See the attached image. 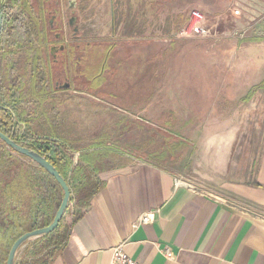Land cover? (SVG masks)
I'll list each match as a JSON object with an SVG mask.
<instances>
[{"label": "crops", "instance_id": "1", "mask_svg": "<svg viewBox=\"0 0 264 264\" xmlns=\"http://www.w3.org/2000/svg\"><path fill=\"white\" fill-rule=\"evenodd\" d=\"M76 5L71 68H82L83 46L102 52L97 91L75 90L93 98L80 109L95 128L71 138L67 125V138L52 139L67 147L60 168L70 203L56 240L32 239L15 264H112L119 246L140 264H264V150L250 160L236 153L244 131L264 130V0ZM193 10L218 39L175 38ZM99 22L107 33L80 26ZM66 80L62 92L70 71Z\"/></svg>", "mask_w": 264, "mask_h": 264}, {"label": "rangeland", "instance_id": "2", "mask_svg": "<svg viewBox=\"0 0 264 264\" xmlns=\"http://www.w3.org/2000/svg\"><path fill=\"white\" fill-rule=\"evenodd\" d=\"M26 1L28 3V6L24 4L25 0H9V3L16 4V6L19 7V11L16 10L15 12L18 16H20L22 22H24V24L27 25L28 35L26 36V39L23 40L21 43H18L19 46L15 48L12 46V42L10 43L5 42L3 47L0 48V89L2 90V94H4L5 96L9 95V93H12L14 90H16L17 92L15 93L16 96L18 97L19 95L23 97L22 102L18 106L19 107L18 111L20 113L19 115L21 116L24 113V117L20 119V121H22V125L13 126V127L9 125L6 126V122H7L6 119H3L2 121L3 123L1 125H4L5 127H9L8 130L11 132L12 135L19 136L20 133L25 134V137L21 138V141L25 145L29 143L36 144L38 143V141H40L41 139L43 140L44 138H50V139L55 138L58 140L67 138L66 134L68 135L67 132H69L68 131L69 127H70V132L72 134L71 138L73 137L84 138V136L86 135L88 136L89 133L94 132L95 124L93 123L95 121V118L93 117L92 113L87 114L88 109L87 110L80 109L81 106L80 104L82 103V100H87V99L91 100L93 98L88 95L86 96L80 93H76L75 90L77 87H80L82 90L85 91L87 90L91 92H93V90L97 91L94 88H96L98 84V80L94 79V76L97 72L98 66L100 65L99 62H101L100 57L102 52L101 50L99 51L93 49V46H88V45L85 47L83 46L82 48L84 52L86 51V55L83 58V54L85 53L83 52L81 53L82 60L80 64L82 65V68L79 69L80 71L76 70L77 74L75 70L71 68L70 61L66 62L67 67L69 68V71L71 72L73 78V80H71L72 82L71 88L66 92L57 91L55 94H52L51 91L54 90V84H53L54 79L46 78V77L39 78V77H35L32 74V70H33L32 67L33 65L31 61L32 56L31 53L29 54L26 50H28L29 48L27 47V43L29 45L30 41L39 39L38 37L39 22L37 20L39 19L38 15L40 13V7L38 0H26ZM63 1L65 8L64 11L66 13L64 14V20H63L65 21L64 25L60 26L61 28L60 33L63 34L64 40L70 43L72 39V35H71L72 26L69 25L68 18L69 15L71 14L69 10L67 11L66 9L68 3L72 1L69 0L68 1L63 0ZM201 12L205 15V12L203 11ZM73 15L74 16L77 15V12L75 11ZM94 16L96 17V19L102 18L101 9H99V11H95ZM107 24L108 22L85 23V24H80V26H84L83 28H86V30H88L87 28H90L91 31L95 30L96 35L97 34L100 35L103 33H107V30L104 29V25L107 26ZM42 27L44 28V26ZM213 28L214 31H216L215 27ZM216 32H217L216 39H218L221 36V34L218 33V31ZM46 52L47 54H49L47 50ZM41 65L43 66V68L46 67L45 69H47V65H45L44 62H42ZM73 75L76 76L73 77ZM47 85L49 86L48 89H46ZM11 87H12L11 89L12 91H10ZM60 94L63 96V98L60 97ZM89 110L92 112L91 108H89ZM85 119L87 121H85ZM103 120H107V119H103ZM88 121H90V123L92 124H88ZM85 122H87L89 127L87 128L85 127L86 126ZM23 123H25L27 128L24 127ZM107 124L108 126L106 127H110V124L109 123ZM67 125H69L68 128ZM257 137L258 138L262 137V142H263L262 144L258 143L260 139L258 141ZM244 138L245 141H244V145H242L243 147L236 148L238 150L236 152L237 155L239 153L248 155L250 160L252 158L251 156L256 155V153L259 154L264 150L263 149L264 130L261 129L246 130L244 131ZM120 140L121 142H124V144H126V140H127L126 138ZM155 140H157V137L155 138ZM40 143L41 142H39V144ZM154 148H158V146L155 145ZM33 165L36 166L34 163ZM58 200H60L59 195H58ZM58 206L55 207L54 213L57 210ZM59 231L60 230L52 232L51 233L52 235L50 234V236L46 238L47 242H45V244L53 243L54 240H56V235L58 234Z\"/></svg>", "mask_w": 264, "mask_h": 264}, {"label": "trees", "instance_id": "3", "mask_svg": "<svg viewBox=\"0 0 264 264\" xmlns=\"http://www.w3.org/2000/svg\"><path fill=\"white\" fill-rule=\"evenodd\" d=\"M0 8L3 23L0 48L5 42H12L15 48L19 46L18 43L26 39L27 25L16 14L15 11H19L16 4L9 3V0H1ZM11 89L12 87L10 91ZM15 93H17L16 90L5 96L0 89V130L13 141L25 145L21 141L25 134L12 135L8 130L9 127L1 125L3 119L7 121L6 126L22 124L20 119L24 117V113L22 116L19 115L18 106L23 97L19 95L17 97ZM23 124L27 128L25 123ZM25 146L45 157L65 179L63 170L60 168V161L63 159L62 152L67 147L62 142L56 143L50 138H44L36 144L29 143ZM61 196L62 190L51 176L0 141V264H6L11 245L18 237L51 223L55 207L61 203Z\"/></svg>", "mask_w": 264, "mask_h": 264}, {"label": "flooded vegetation", "instance_id": "4", "mask_svg": "<svg viewBox=\"0 0 264 264\" xmlns=\"http://www.w3.org/2000/svg\"><path fill=\"white\" fill-rule=\"evenodd\" d=\"M68 1V0H67ZM75 3H68L67 11L77 10V0H70ZM72 6V8L70 7ZM64 1L63 0H44V5L38 15V37L37 40L33 41L36 47L33 50L30 48L26 50L29 54L33 53L32 57V74L35 77H46L54 79V90L62 92L68 80L67 74L69 68L66 62L69 61L71 50H69L70 43L64 40V36L60 33L61 25H64ZM48 17V18H47ZM72 21H69V25ZM44 26V28L42 27ZM44 43V41H49ZM32 44V41L30 42ZM28 45V43H27ZM46 50L49 54H47ZM47 54V55H46ZM44 62L46 67L43 68L41 63ZM68 68V70H67ZM49 86H46L48 89Z\"/></svg>", "mask_w": 264, "mask_h": 264}, {"label": "water", "instance_id": "5", "mask_svg": "<svg viewBox=\"0 0 264 264\" xmlns=\"http://www.w3.org/2000/svg\"><path fill=\"white\" fill-rule=\"evenodd\" d=\"M1 2V0H0ZM2 11L0 8V34L2 31ZM0 141L3 142L9 149L17 154L27 158L32 161L36 166H38L42 171L46 172L49 176L53 178L55 183L61 188L62 196L61 203L54 213V217L49 225L46 227L32 230L27 232L22 236L18 237L17 240L11 245L10 251L6 258V264H15V258L17 256L20 248L32 239L45 237L48 234L56 231L55 229L61 223L64 213L67 210L70 203V188L67 185L66 180L63 175L55 169V167L43 156L37 153L34 149L27 147L23 144L13 141L4 132L0 130Z\"/></svg>", "mask_w": 264, "mask_h": 264}, {"label": "built area", "instance_id": "6", "mask_svg": "<svg viewBox=\"0 0 264 264\" xmlns=\"http://www.w3.org/2000/svg\"><path fill=\"white\" fill-rule=\"evenodd\" d=\"M217 32L214 28L209 26L207 17L199 10H193L189 14L188 23L176 34L175 38L178 40H190L191 38L199 39H216ZM141 224H149L151 216H143L139 220ZM164 257L171 258L170 251L164 250ZM112 264H140L129 258L123 251L122 247L113 248L111 251Z\"/></svg>", "mask_w": 264, "mask_h": 264}]
</instances>
